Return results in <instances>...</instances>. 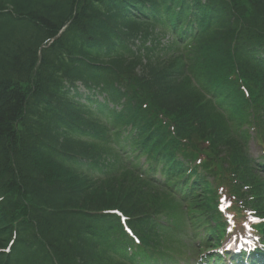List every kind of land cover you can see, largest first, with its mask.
<instances>
[{"label": "trees", "instance_id": "16d2710c", "mask_svg": "<svg viewBox=\"0 0 264 264\" xmlns=\"http://www.w3.org/2000/svg\"><path fill=\"white\" fill-rule=\"evenodd\" d=\"M72 5V0L35 1L28 8L30 19L33 21L32 25L28 26V29L30 32H42L45 29L57 27L64 20L68 12L67 10ZM80 5L82 7V13L96 11L94 8L95 0H81ZM36 23L41 25V27L39 28ZM0 69V73L6 72L8 75H11L16 70V66L13 63L6 62ZM28 72L29 70L25 68V76L28 75ZM3 100L5 101V105L0 109V137L10 138L13 136V123L23 115L24 101L20 93L13 94L12 98H9L8 94H6Z\"/></svg>", "mask_w": 264, "mask_h": 264}]
</instances>
